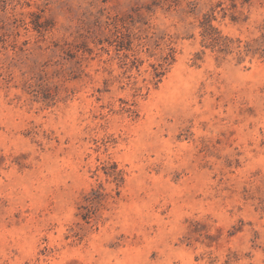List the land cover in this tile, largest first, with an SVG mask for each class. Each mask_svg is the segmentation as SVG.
<instances>
[{
	"label": "rangeland",
	"instance_id": "obj_1",
	"mask_svg": "<svg viewBox=\"0 0 264 264\" xmlns=\"http://www.w3.org/2000/svg\"><path fill=\"white\" fill-rule=\"evenodd\" d=\"M0 264H264V0H0Z\"/></svg>",
	"mask_w": 264,
	"mask_h": 264
}]
</instances>
